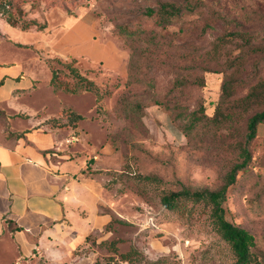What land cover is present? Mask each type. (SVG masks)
I'll list each match as a JSON object with an SVG mask.
<instances>
[{"label":"rangeland","instance_id":"374dc122","mask_svg":"<svg viewBox=\"0 0 264 264\" xmlns=\"http://www.w3.org/2000/svg\"><path fill=\"white\" fill-rule=\"evenodd\" d=\"M165 2L185 0H29L13 16L11 26L28 23L26 29L48 34L53 58L67 61L74 53L78 69L103 93L98 102L91 91L62 95L86 116L73 158L84 162L80 173L99 179L100 211L109 222L71 241L61 259L29 264L103 262L112 252L98 243L117 239L118 252H140L131 264H235L208 208L187 202L170 211L160 195L215 189L237 161L248 117L264 108V94L244 99L264 81V0H201L164 26L145 16ZM0 55L20 60L30 53L2 41ZM225 81L229 94L221 103ZM247 147L251 160L223 206L229 221L254 236L253 251L264 262V123Z\"/></svg>","mask_w":264,"mask_h":264},{"label":"crops","instance_id":"0c3cea01","mask_svg":"<svg viewBox=\"0 0 264 264\" xmlns=\"http://www.w3.org/2000/svg\"><path fill=\"white\" fill-rule=\"evenodd\" d=\"M4 22L0 18V45L7 41L30 55H0V261L61 259L71 241L109 222L100 211L99 179L80 173L84 162L73 158L77 141L86 136V116L67 124L70 112L80 113L64 101L62 93H69L50 84L46 59L58 56L48 34L10 25L16 33L8 35Z\"/></svg>","mask_w":264,"mask_h":264},{"label":"trees","instance_id":"16d2710c","mask_svg":"<svg viewBox=\"0 0 264 264\" xmlns=\"http://www.w3.org/2000/svg\"><path fill=\"white\" fill-rule=\"evenodd\" d=\"M29 0H0V14L4 16V20L13 25L15 22L13 16L22 13L21 4ZM201 0H185L183 4L176 3H160L156 9L147 8L145 11L146 17H154L158 25L164 26L173 22L184 11H192L198 8ZM33 22V21H32ZM31 22V23H32ZM28 23L21 26V29H26ZM43 25H38L36 29L43 28ZM124 33H132L128 28L123 27ZM46 63L50 70V84L55 91H63L69 94H77L81 91H91L96 95V102L100 100L103 93L99 91L98 85L89 77L84 75L76 65V58L70 57L67 61H60L56 58L46 59ZM230 84L225 81L223 83L222 100H226L229 94ZM264 94V81L256 85L244 99L254 97L258 99ZM222 109H217L216 118L220 119L224 114ZM194 117V114H192ZM81 114L70 112L67 119V124L74 125L79 119H82ZM264 123V108L251 114L246 121V144L240 146L238 151V159L231 165L225 173L223 184L215 189H190L183 187L179 190H169L160 195V202L170 211H180L186 207V203L190 202L191 207L197 204H202L203 207L209 209V217L213 228L219 234L220 238L225 241L235 258V264H264L254 253L255 247L254 236L245 228L229 221L225 216L223 203L227 198L229 187L234 184L236 175L239 171L245 169L250 160L251 155L247 144L257 134V127ZM192 124V122H190ZM143 180L159 183L160 180L154 176H143ZM120 241L111 240L109 242L103 240L98 243L99 246L107 244V247L112 252L103 262L95 260L92 263L86 264H131L135 261L140 262V252L135 247H130L125 252H118L116 244ZM155 263V262H154ZM158 263V261H157Z\"/></svg>","mask_w":264,"mask_h":264}]
</instances>
